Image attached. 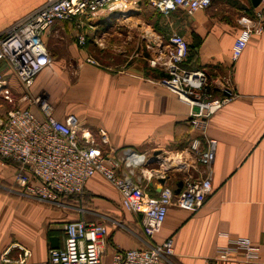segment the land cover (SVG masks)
I'll return each instance as SVG.
<instances>
[{"label": "crops", "instance_id": "1", "mask_svg": "<svg viewBox=\"0 0 264 264\" xmlns=\"http://www.w3.org/2000/svg\"><path fill=\"white\" fill-rule=\"evenodd\" d=\"M47 1L0 0V36ZM144 5L104 13L92 20L57 24L43 38L52 57L48 68L55 60L48 41L60 33L59 28L75 24L77 40L83 35L86 43L88 34L79 27L110 21L114 16L128 21L134 10ZM154 12L162 20L158 25L139 26L137 52L121 65L103 68L86 48L69 43L67 49L75 64L74 87L64 74L52 79L45 73L47 68L26 90L8 62H0L6 79L0 92V120L15 108L38 111L22 96L42 94L55 108L58 119L78 117L95 146L106 154L115 150L114 155L120 158L130 152L143 155L146 161L137 173L154 196L164 183L178 189L188 177L211 176L213 188L204 206L194 212L170 207L161 232L150 242L173 239L174 254L168 264H264V24L261 34L247 30L256 22V12L264 15V0L258 5L253 0H212L209 8L194 14L177 11L165 16ZM174 33L188 43L183 66L206 74L214 98L232 97L208 119L203 131L190 123L191 106L163 84L167 75L163 65ZM238 39L247 44L235 61L232 50ZM70 100L75 103L64 107L63 102ZM101 131L106 134V144ZM197 139L201 150L209 140L217 141L216 157L209 166L200 164L192 150ZM19 192L15 166L0 158V264H50V251L64 247L66 224L81 218L107 225V264L117 251L148 243L142 216L124 210L120 192L101 175L90 179L81 201L69 199L61 207ZM237 238H249L257 246V262H244L239 255L231 261L217 260V250Z\"/></svg>", "mask_w": 264, "mask_h": 264}, {"label": "built area", "instance_id": "2", "mask_svg": "<svg viewBox=\"0 0 264 264\" xmlns=\"http://www.w3.org/2000/svg\"><path fill=\"white\" fill-rule=\"evenodd\" d=\"M145 3L169 16L177 11L194 14L209 8L212 0H48L0 36V62H8L24 88L30 90L36 77L51 65L52 57L43 38L57 24L74 19L92 20L106 12L116 13ZM263 24V13L256 12V22L247 26V30L261 34ZM78 39L80 44H85L83 35ZM170 42L172 48L163 65L168 77L163 84L191 106L190 123L195 130L203 131L208 119L232 97L214 98L208 90L206 74L183 66L189 47L182 35L174 33ZM246 44L244 39L235 42L232 50L235 61L243 54ZM5 85V76L0 72V92ZM22 100L34 104L38 111L15 108L5 120H0V158L15 166L19 193L61 207L69 199L81 201L90 179L101 175L120 192L123 209L142 216V229L148 240L145 247L117 251L109 264H168L174 254L173 239L155 244L150 241L161 232L170 207L194 212L204 206L213 188L211 176L186 178L179 194H175V187L164 183L154 196L144 184L143 176L137 173L146 161L143 155L130 152L120 158L114 155L115 150L114 154H106L95 146L75 115L58 119L55 108L42 94L32 97L25 93ZM101 135L106 144V134L101 131ZM192 150L197 152L200 164L209 166L216 157L217 141L209 140L201 150L200 140H194ZM65 234L64 247L50 251V264H107L104 260L109 236L107 225L88 223L81 218L68 222ZM234 255L247 263L260 258L257 246L249 238H237L217 250L219 261H231Z\"/></svg>", "mask_w": 264, "mask_h": 264}, {"label": "rangeland", "instance_id": "3", "mask_svg": "<svg viewBox=\"0 0 264 264\" xmlns=\"http://www.w3.org/2000/svg\"><path fill=\"white\" fill-rule=\"evenodd\" d=\"M134 11H136V13H134L128 21H126L125 18L117 19V17L114 16L110 21L95 23L93 26L92 24H87L79 27L81 32L88 34L87 42L81 44V46H79V39L77 40L78 34L75 31V24L64 25L61 29L59 28L60 33L53 34L48 41L49 47H51L55 53V60L53 61V67L51 69L48 68L45 73L51 76L52 79L56 78V74H64V77L69 80L68 83H72L73 86H71L74 87L75 64L71 58L70 51L67 49L71 42H75L79 48H86L99 66L103 68H107L114 64H123L124 60H127V56L130 54L133 56L137 52L135 47L138 46L137 43L139 44L140 39L139 26L141 25L144 27L145 24H148L149 27L158 25L159 21L162 20L158 19V16H156L157 14L154 12V8L148 3L142 6L141 9L137 8ZM128 27L133 29V33L129 34ZM65 31H67L69 35H66L64 33ZM70 103L75 102L73 100L63 102L64 107L67 108Z\"/></svg>", "mask_w": 264, "mask_h": 264}, {"label": "water", "instance_id": "4", "mask_svg": "<svg viewBox=\"0 0 264 264\" xmlns=\"http://www.w3.org/2000/svg\"><path fill=\"white\" fill-rule=\"evenodd\" d=\"M253 2H254L255 5H258V3L260 2V0H253ZM182 185H183L182 183H180V184L178 185L179 188L175 190V194H179V193H180L181 188H182Z\"/></svg>", "mask_w": 264, "mask_h": 264}, {"label": "trees", "instance_id": "5", "mask_svg": "<svg viewBox=\"0 0 264 264\" xmlns=\"http://www.w3.org/2000/svg\"><path fill=\"white\" fill-rule=\"evenodd\" d=\"M168 76L166 75V77L164 79H166ZM11 164V163H10Z\"/></svg>", "mask_w": 264, "mask_h": 264}]
</instances>
